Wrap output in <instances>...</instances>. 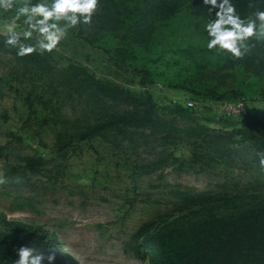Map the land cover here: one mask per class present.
Returning a JSON list of instances; mask_svg holds the SVG:
<instances>
[{
	"label": "rangeland",
	"instance_id": "1",
	"mask_svg": "<svg viewBox=\"0 0 264 264\" xmlns=\"http://www.w3.org/2000/svg\"><path fill=\"white\" fill-rule=\"evenodd\" d=\"M120 1L99 0L92 23L70 32L51 52L54 61L133 95L146 91L157 107L191 102L189 120L159 112L176 129L190 121L210 135L232 132L246 116L264 114V50L249 63L228 62L206 47L204 25L215 17L207 7L155 12L144 4L137 13L117 6L107 13ZM7 23L8 14L0 17V30ZM137 70L148 73L143 84ZM87 98L70 90L58 68L47 75L0 52V176L8 181L0 185V264H12L22 245L47 251L52 236L64 245L65 260L56 249V264H155L149 242L136 236L141 228L175 239L178 230L197 233L203 218L247 206L264 190V151L238 148L237 137L226 146L238 153L221 158L207 140L189 141L184 132L167 141L165 133L132 127L81 137L131 110Z\"/></svg>",
	"mask_w": 264,
	"mask_h": 264
},
{
	"label": "trees",
	"instance_id": "2",
	"mask_svg": "<svg viewBox=\"0 0 264 264\" xmlns=\"http://www.w3.org/2000/svg\"><path fill=\"white\" fill-rule=\"evenodd\" d=\"M136 1H142V3L138 4ZM257 1L234 0V3H236L237 11L241 16L246 17L256 8L264 9V4L260 3V0ZM144 4L151 7L155 12H161L162 10L175 11L179 5L188 6V10L206 7L202 4V0H135L132 4H129L126 0H121L116 4L110 2L107 13H111L116 6L137 13L136 8H138V11L142 10ZM3 39L4 37L0 35L1 53L10 55L23 68H39L41 72L45 71L47 75L53 73L54 67L58 68L59 75L63 76L68 82L70 90L79 97L88 94L89 99L85 100L88 101V105L91 104L93 94L97 99H108L131 108V110L122 114L113 115L104 121L88 126L81 133L83 138L100 133L104 129L125 133V128L132 127L135 129H148L156 134L165 133L162 138L163 141L176 137L175 135L182 132L185 133V136H188L189 141H197L198 137L202 138V141L207 140V143L212 146V149L220 158L230 157L232 154L238 153V150H230L226 146L227 143L235 141V137H237V142L240 144L238 148L264 151V114L260 117L246 116L241 126L232 130V132L210 130L212 133L210 135L209 129L190 121L186 128L176 129L171 127L170 121L159 119L158 114L159 112L168 113L174 117L189 120V108L187 106L175 104L157 107L152 103L151 97L146 91L133 95L131 91L122 89L112 83H102L93 74L88 73L85 68L74 64L59 65L54 61L51 53H33L25 57H18L15 49L6 46ZM257 42H259V46H257ZM257 42H253V45L259 47L258 50L252 51L253 49H249L243 58L236 59L225 53L227 61L249 63V61L257 59L256 54L258 55L261 50H264V41ZM137 71L142 74L143 84L148 73L146 70ZM174 88L187 90L181 85L174 86ZM207 96L216 99V101H222L223 99L222 95L217 97L214 93H209ZM196 160L200 161V159ZM258 190L257 197H252V202L249 201L251 202L249 205L235 206L224 212V214L205 217L200 220L197 233L192 234L191 231H187L188 235L185 233L186 230H178L179 236L175 239L159 232L149 235L141 228L136 236L143 237L144 243L149 242L146 249L150 261L155 264H264V190L262 188ZM253 191L252 193H255L256 189ZM182 203L188 205L191 204V201L184 199ZM194 204L202 206L206 202L196 201ZM203 229L204 231L201 232ZM51 234L53 235V233ZM52 238L50 242L56 246L61 254L64 245L59 243L55 236H52ZM62 258L65 260L64 256Z\"/></svg>",
	"mask_w": 264,
	"mask_h": 264
},
{
	"label": "clouds",
	"instance_id": "3",
	"mask_svg": "<svg viewBox=\"0 0 264 264\" xmlns=\"http://www.w3.org/2000/svg\"><path fill=\"white\" fill-rule=\"evenodd\" d=\"M202 4L215 13L204 25L207 49L240 59L253 42L264 41V9L256 8L242 17L234 0H202ZM98 5L99 0H0V17L8 14L0 35L18 57L51 53L70 32L92 23ZM260 164L264 166V158ZM7 182L0 176V185ZM15 252L12 264H56L55 246L43 251L33 244L22 245Z\"/></svg>",
	"mask_w": 264,
	"mask_h": 264
},
{
	"label": "built area",
	"instance_id": "4",
	"mask_svg": "<svg viewBox=\"0 0 264 264\" xmlns=\"http://www.w3.org/2000/svg\"><path fill=\"white\" fill-rule=\"evenodd\" d=\"M192 105H193V104H192L191 102H188V103H187V106H188V107H191Z\"/></svg>",
	"mask_w": 264,
	"mask_h": 264
}]
</instances>
